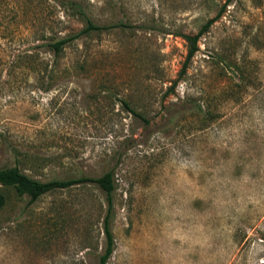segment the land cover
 <instances>
[{"label":"rangeland","instance_id":"1","mask_svg":"<svg viewBox=\"0 0 264 264\" xmlns=\"http://www.w3.org/2000/svg\"><path fill=\"white\" fill-rule=\"evenodd\" d=\"M81 1L95 23L125 25L56 61L48 44L84 22L60 0H0V168L42 181L113 170L108 264H264V0ZM224 5L180 76L185 35ZM0 192V264H98V185L33 203Z\"/></svg>","mask_w":264,"mask_h":264},{"label":"trees","instance_id":"2","mask_svg":"<svg viewBox=\"0 0 264 264\" xmlns=\"http://www.w3.org/2000/svg\"><path fill=\"white\" fill-rule=\"evenodd\" d=\"M60 4L63 6L66 15L82 20L84 26L76 32H68L64 36L54 39L48 45L52 49L56 61L63 54L65 48L72 44L74 41L79 39L84 35H89L92 32H98L103 30H108L116 26L125 25L122 22L111 23L100 25L93 21L91 18L87 7L84 2L81 0H60ZM225 10V5L220 9V11L213 17L207 19L200 30L194 34H186L185 38L188 41L189 49L184 60L183 66L180 71V76L185 74L189 64L198 51V40L206 32H208L211 26L218 20L223 11ZM53 70V69H52ZM238 77L240 81H243L245 78L244 71L237 67ZM176 83V81H175ZM174 83V85H175ZM240 84V83H238ZM173 87H171L172 90ZM123 105L136 116L142 118L143 120L148 121L140 112L136 111L131 107L130 103L127 100L122 101ZM211 114L209 109L204 111V115L207 116ZM21 160V159H20ZM96 184L98 185L106 194L107 198V208L106 213L102 221V229L105 235V247L103 252L99 255L98 264H108L110 257L112 256L115 249V237L112 229V221L114 216V192L116 191V182L114 177V171L110 170L104 173L101 176H89L81 175L76 177L69 178H54L46 181L36 179L29 174L25 173L19 165L6 166L0 168V185L4 187H11L15 190L17 195L23 196L27 195L29 197V203H33L38 200L42 195L57 190L70 188L78 185L85 184ZM7 203V196L5 193L0 192V208H2Z\"/></svg>","mask_w":264,"mask_h":264}]
</instances>
